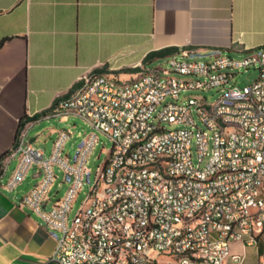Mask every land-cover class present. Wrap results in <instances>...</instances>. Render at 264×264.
I'll return each mask as SVG.
<instances>
[{
  "label": "built area",
  "instance_id": "built-area-1",
  "mask_svg": "<svg viewBox=\"0 0 264 264\" xmlns=\"http://www.w3.org/2000/svg\"><path fill=\"white\" fill-rule=\"evenodd\" d=\"M192 54L182 49L125 81L84 77L46 115L79 117L91 128L73 163L64 155L71 130L58 131L48 156L22 128L4 158L17 161L5 188L36 169L37 183L20 206L55 235L51 264H247L249 248L264 264V46L240 61ZM252 67L258 79L238 85L236 71ZM210 90L219 93L212 103L182 97ZM101 136L112 146L93 175L89 160ZM55 168L69 187L48 210ZM86 183L89 194L70 220Z\"/></svg>",
  "mask_w": 264,
  "mask_h": 264
},
{
  "label": "crops",
  "instance_id": "crops-1",
  "mask_svg": "<svg viewBox=\"0 0 264 264\" xmlns=\"http://www.w3.org/2000/svg\"><path fill=\"white\" fill-rule=\"evenodd\" d=\"M3 38L0 264H51L55 235L20 206L22 184L5 188L17 161L4 158L22 128L47 154L49 140L53 147L64 128L50 127L57 118L46 115L73 96L84 77L135 78L162 59L153 57L159 51L231 56L264 46V0H0Z\"/></svg>",
  "mask_w": 264,
  "mask_h": 264
},
{
  "label": "rangeland",
  "instance_id": "rangeland-1",
  "mask_svg": "<svg viewBox=\"0 0 264 264\" xmlns=\"http://www.w3.org/2000/svg\"><path fill=\"white\" fill-rule=\"evenodd\" d=\"M231 57L237 61L243 60L245 58V55L243 54H233ZM210 57L206 58H200V60H210ZM161 63H164L165 66H168V63L165 59L160 61ZM237 75L235 77V82L244 87L247 85H250L254 83L258 77H259V70L257 68H250V69H240L236 71ZM190 95H195V96H203L207 98V101L212 103L215 102L218 97L219 93L216 90H210L207 92H190L184 94L182 97H189ZM196 121L200 127H202L201 122L199 121L198 117L196 116ZM50 127L54 128H64L71 130L73 133V137L70 139V141L66 144L65 156H69L70 161L73 163L74 162V157L76 155V152L78 150L79 145L81 144L83 138L91 132V128L84 122L79 117L71 116L67 123H62L59 118L54 119L53 122L51 123ZM52 141L53 139H50L48 144L46 145V150H47V155L49 156L51 153V147H52ZM111 142L105 137L101 136L100 137V142L96 146L94 153L90 156L89 160V168L92 170L93 175L96 172L98 166L103 165V163L106 160L107 157V152L111 149ZM103 150V153H101ZM193 157L194 161L197 162V154H196V149L194 148L193 150ZM36 169H33L30 171V176L27 181L22 183V196L27 195L33 188V186L37 183V180L32 178V175L35 173ZM56 175L58 176L55 186L53 188V191L51 193V198L52 202L48 206V210L51 209V205L58 200L59 198H62L66 191L68 190L69 185L63 183V173L59 170V168H55ZM91 185L86 183L84 185L83 190L79 193L77 201L73 205V209L70 215V220L73 219V217L76 215L78 210L80 209L82 203L86 199L87 195L89 194ZM259 252L260 254H264V241L260 242L259 245ZM248 258H247V264H256L258 260V256L256 254V250L254 248H249L248 249Z\"/></svg>",
  "mask_w": 264,
  "mask_h": 264
},
{
  "label": "trees",
  "instance_id": "trees-1",
  "mask_svg": "<svg viewBox=\"0 0 264 264\" xmlns=\"http://www.w3.org/2000/svg\"><path fill=\"white\" fill-rule=\"evenodd\" d=\"M7 41V38H3L1 41H0V48L5 44V42ZM173 53V51H170V50H165V51H159V52H156L153 57L155 58H163V57H166L168 55H171ZM30 119H27V121H29ZM22 126H23V122H22Z\"/></svg>",
  "mask_w": 264,
  "mask_h": 264
},
{
  "label": "water",
  "instance_id": "water-1",
  "mask_svg": "<svg viewBox=\"0 0 264 264\" xmlns=\"http://www.w3.org/2000/svg\"><path fill=\"white\" fill-rule=\"evenodd\" d=\"M216 53H208V54H201V53H197V54H192L191 55V58H206V57H210V56H213L215 55ZM83 144L81 143L79 145V147H82ZM77 155H78V152H76V155L74 157V160L77 159ZM87 180L89 181V175L87 176ZM68 181H70V178H68Z\"/></svg>",
  "mask_w": 264,
  "mask_h": 264
}]
</instances>
